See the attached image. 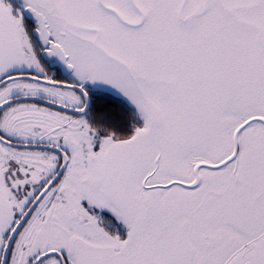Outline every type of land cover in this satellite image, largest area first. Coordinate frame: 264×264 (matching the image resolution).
<instances>
[{"label": "snow or ice", "instance_id": "6c2138e0", "mask_svg": "<svg viewBox=\"0 0 264 264\" xmlns=\"http://www.w3.org/2000/svg\"><path fill=\"white\" fill-rule=\"evenodd\" d=\"M0 264H264V0H0Z\"/></svg>", "mask_w": 264, "mask_h": 264}]
</instances>
